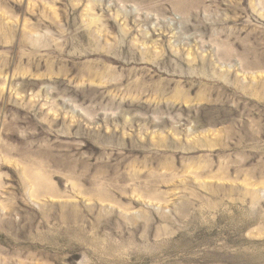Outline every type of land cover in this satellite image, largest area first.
Returning a JSON list of instances; mask_svg holds the SVG:
<instances>
[{
    "label": "rangeland",
    "instance_id": "1",
    "mask_svg": "<svg viewBox=\"0 0 264 264\" xmlns=\"http://www.w3.org/2000/svg\"><path fill=\"white\" fill-rule=\"evenodd\" d=\"M0 264H264V0H0Z\"/></svg>",
    "mask_w": 264,
    "mask_h": 264
}]
</instances>
